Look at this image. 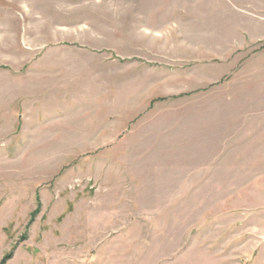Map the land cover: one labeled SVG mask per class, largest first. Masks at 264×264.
Here are the masks:
<instances>
[{
	"label": "rangeland",
	"instance_id": "374dc122",
	"mask_svg": "<svg viewBox=\"0 0 264 264\" xmlns=\"http://www.w3.org/2000/svg\"><path fill=\"white\" fill-rule=\"evenodd\" d=\"M0 264H264V0H0Z\"/></svg>",
	"mask_w": 264,
	"mask_h": 264
}]
</instances>
